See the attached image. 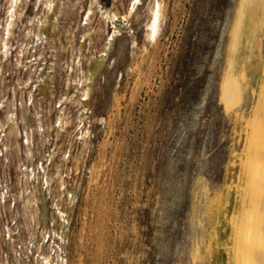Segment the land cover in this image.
<instances>
[{
  "label": "rangeland",
  "instance_id": "1",
  "mask_svg": "<svg viewBox=\"0 0 264 264\" xmlns=\"http://www.w3.org/2000/svg\"><path fill=\"white\" fill-rule=\"evenodd\" d=\"M130 1L53 0L44 18V0H21L12 51L5 59L0 54V100L7 86L41 72L42 128L34 125L27 134L38 159L52 151L50 196L67 214L68 264H220L216 254L226 259V217L245 141L238 112L247 116L253 104L243 88L240 99L226 106L222 82L236 20L249 7L238 10L241 0H160L159 32L151 41L146 22L155 0H140L128 20L119 17L121 26L109 40L114 27L101 11L120 16ZM7 8L8 0H0V35ZM37 18L48 32L35 44ZM263 22L258 54L248 63L253 81L264 65ZM237 30L245 32L240 25ZM241 52L242 46L235 62ZM32 53L37 63L29 64ZM94 58H104L95 75ZM85 86L91 113L84 135L76 121ZM48 98L63 103L58 114L67 122L52 126ZM22 114L32 117V109ZM10 128L2 138L11 145L15 172L19 132ZM13 185L18 190L16 179ZM21 196L19 207L28 195ZM24 210L17 212L22 221L32 208Z\"/></svg>",
  "mask_w": 264,
  "mask_h": 264
},
{
  "label": "bare ground",
  "instance_id": "2",
  "mask_svg": "<svg viewBox=\"0 0 264 264\" xmlns=\"http://www.w3.org/2000/svg\"><path fill=\"white\" fill-rule=\"evenodd\" d=\"M20 1L21 0H8L7 16L3 26L2 35H0V53L4 57H6L9 53L11 42L9 41V38L10 35L13 34L12 28L14 24L16 25V18H14V16L17 13L20 14V11L18 10ZM139 2L140 0L130 1V3H128L130 7H128L127 10L120 16H118L115 11L107 8L101 11L102 18L105 21L111 22L112 27H114L109 40L113 39L117 29L121 26L120 23H117L119 17H122L123 20H128L131 14L136 10ZM43 3L46 7V14L44 15V18H48L53 10L54 3L53 0H44ZM244 4L249 8H247L248 10L246 11L242 10V15H238L239 18L236 20L235 29L232 33L233 39L231 41L230 48L231 55L228 59V70L226 69L227 72L225 73L226 75L224 76V80L222 82L223 90L221 92V96L225 100L226 106H228L233 103L235 99H240L241 90L243 88H247L252 95L253 104L247 116L244 113H239L237 111L238 117H240L243 122L242 125H244L245 141L243 140V149H241L242 147L240 148L243 150H240L242 152L241 160H239L240 165H237L240 166V172L238 185L236 187L237 189L235 191L236 198L226 217L227 237L226 245L224 247L226 259L224 260L222 257H219V254H216L217 260H222L220 264H264V65L260 68L261 73L256 81H253L248 75V63H250L253 60V57L258 54L257 46L259 44V36L261 34V23L264 18V0H241L240 8H238V10L241 9ZM92 13L93 11L90 6L87 11V15L85 16L86 22L84 23H87L88 20H90ZM245 14H247L246 20L243 19V15L245 16ZM160 15L161 1L155 0L150 7V16L146 22V37H148L151 41H155L158 35L161 18ZM35 21V25L39 30L35 34L36 37H46V33L48 31L46 29L47 24L44 22L45 20L37 18ZM239 25L243 26L245 29V32L242 35L241 32L237 30ZM240 36H244L243 44H239ZM241 46V60L239 62H235L236 53L240 50ZM18 59L17 63L19 62ZM103 62L104 58L92 59L90 72L95 75V73L101 69ZM235 63H237V66ZM78 84L81 85L82 83L80 82ZM87 89L88 88L85 86L82 89V94L87 95ZM59 129L60 128H58V130ZM10 130L14 131L15 129L10 128ZM28 132L30 131H27L26 133ZM39 199L41 202L42 216L43 219H45L44 221H46L49 214L42 193H40ZM51 216L54 217L52 212L50 213V217Z\"/></svg>",
  "mask_w": 264,
  "mask_h": 264
},
{
  "label": "built area",
  "instance_id": "3",
  "mask_svg": "<svg viewBox=\"0 0 264 264\" xmlns=\"http://www.w3.org/2000/svg\"><path fill=\"white\" fill-rule=\"evenodd\" d=\"M44 38H37L35 35V44L41 43ZM11 47L10 43L8 55L12 51ZM32 51L35 49L33 48ZM20 55L18 53L19 58ZM2 57L3 59L6 58L3 55ZM31 58L27 61L29 64L37 63L33 53ZM16 65L22 67L21 70L26 69L25 65V67L18 63ZM21 70L19 69L17 74ZM37 70L28 76V79L22 76L20 81L7 86L8 90L0 100V110L5 112L4 118L0 119V264H68L65 248L67 214L62 206L51 201L50 196L54 182V177L50 173L52 161L50 153L52 151L45 155L47 157L38 159L33 151L32 138L26 133V131H32L34 125H37V129L42 128V121L39 116L42 109L38 108L37 104L40 99L38 91L44 88V85L41 86L43 79L41 72ZM46 86L49 87L48 84ZM80 94L81 96L78 98L80 110L76 122L79 134H83V132L88 131V117L91 110L85 102L87 96L82 95V91ZM50 103H52L51 111H54L50 119L52 126L65 123L66 118L63 122L64 119L62 120L58 114L63 112V103H56L54 100L50 102V98H48V107H50ZM25 109H32V117H26L22 114V110ZM47 112L49 113V110ZM9 127H13L19 132V141H17L18 143L15 142L18 145L15 146L16 150H14L17 162L15 172H13L12 166L14 157L10 152L11 145L2 138L5 137V130ZM21 130L25 131L24 135H20ZM14 178L18 190L13 185ZM24 191L28 196L25 200L23 199L22 207L25 208V211L30 207L32 210H29V218L27 217L25 221H22L17 213L20 208L22 209L18 206L17 197L23 195ZM40 193L47 202L49 212L54 214V217L49 216L46 221L42 217ZM67 194L69 195V192Z\"/></svg>",
  "mask_w": 264,
  "mask_h": 264
}]
</instances>
